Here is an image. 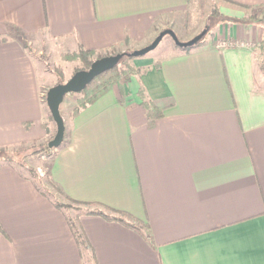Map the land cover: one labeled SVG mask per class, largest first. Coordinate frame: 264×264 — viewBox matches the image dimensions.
<instances>
[{"label":"crops","instance_id":"1","mask_svg":"<svg viewBox=\"0 0 264 264\" xmlns=\"http://www.w3.org/2000/svg\"><path fill=\"white\" fill-rule=\"evenodd\" d=\"M187 4L0 0V146L42 141L52 128L32 38L68 50L146 45L155 23ZM214 4L237 20L189 48L160 41L135 59L143 70L127 84L63 116L52 150L49 173L65 196L124 211L150 240L99 215L68 214L95 259L83 257L67 213L0 160V264H264V81L253 48L263 30L240 20L264 0ZM140 88L162 111L152 123Z\"/></svg>","mask_w":264,"mask_h":264},{"label":"rangeland","instance_id":"2","mask_svg":"<svg viewBox=\"0 0 264 264\" xmlns=\"http://www.w3.org/2000/svg\"><path fill=\"white\" fill-rule=\"evenodd\" d=\"M214 5V0H189L187 4V8L185 11H187V14L181 13L180 15H177V17H174L172 21L166 20L164 22V25H159V22L155 23L156 30H154L155 35L156 33L165 28V27H171L177 37L182 40L186 41L190 39L192 36L197 34L199 31H201L204 27L207 26V33L204 35V37L208 36L209 31H213L215 28L214 22L221 19V17L216 16L212 17L210 14L212 13L211 10ZM251 16V17H250ZM244 19H247L245 22L247 24L251 23V19L253 21H256L258 27L261 28V31L263 30V23H264V6L259 7L257 9L250 10L247 15H245ZM261 21V22H260ZM214 28V29H213ZM190 35V36H189ZM204 37L200 40H204ZM36 37L32 38L31 42H29L27 47L33 54V57L36 59V64L39 67V70H42V82H43V88H44V94L46 90L55 84L58 81H65L67 78H69L74 71L77 69H81L86 67L83 58L78 57L79 55V49L74 50H68L63 47H57V45H52L48 43H43V39L39 40L36 39ZM154 38V37H153ZM151 38V40L153 39ZM207 38V37H206ZM151 40H149L147 43H149ZM199 41V42H200ZM166 43H173L172 38L169 35H165L160 44H166ZM142 45H131V46H119V47H110L114 50L107 48L101 51H98L95 55L92 57H88L91 60L96 58L98 54H114L115 52H122V51H132L134 49L140 48L144 46ZM178 48H182L180 46H177ZM261 47V41L256 42L255 46L253 47L254 50L257 51V69L259 74V83H263L264 81V71L262 70V52L264 51ZM153 52V51H152ZM144 56V55H142ZM140 57V56H138ZM138 57H132L127 59L126 62L130 65L133 64L136 58ZM118 67L114 72H119L117 76H114V73L110 70H107L99 75H97L85 88V92H74L66 94L63 102L60 106V111L62 113V117L64 116L67 118L71 113L75 111V107L77 106V103L79 99H83L86 95H90L91 92L98 91L100 92L104 87H110L113 85L116 86H122L127 84L128 79H126L124 72L122 71V64H118ZM58 71L61 72V77L57 75ZM132 76V75H130ZM129 76V77H130ZM59 77V78H58ZM84 90V89H83ZM48 121L50 122L52 128L49 132V135L46 137V139L42 141H35L34 144H22V145H16L8 150H14L15 152H11L13 162L19 163L17 166L19 169L23 172H25L27 175H30L28 172V168H33L35 172V178L36 180L40 181L42 183V186L49 189L51 192L54 193L53 190H55L54 187L50 188L47 186L48 183V170L50 166L51 161V155L53 149H48L47 151L39 150L41 147V144L46 143L54 134L55 132V123L52 120V117L50 116L49 111H47V115L45 116ZM49 184V183H48ZM56 191V190H55ZM54 195L57 197V199L66 204L67 206L64 208L65 212L67 214H75L76 212L83 211L86 209H100L101 206L97 205H81L75 202L70 201L68 198H65L62 194L57 193V191L54 193Z\"/></svg>","mask_w":264,"mask_h":264},{"label":"trees","instance_id":"3","mask_svg":"<svg viewBox=\"0 0 264 264\" xmlns=\"http://www.w3.org/2000/svg\"><path fill=\"white\" fill-rule=\"evenodd\" d=\"M189 0H187V3H188ZM211 16L212 17H216V16H219L221 17V19H219L218 21L214 22L213 24L217 25L218 23H221V22H225L228 20L230 21H236L237 18H233V17H224L221 12L219 11L217 5H213V8L211 10ZM188 12L185 11L184 14H187ZM251 17V16H250ZM241 21H246L247 19H244V17L240 18ZM250 21H253L252 19ZM261 22V21H260ZM211 33V31L208 32V34ZM204 37V36H203ZM127 41V38L125 37L124 41L123 42H126ZM113 47V46H112ZM263 50H264V23H263V38H262V41H261V47ZM79 51V56L80 58H83L85 64L87 65L86 67L84 68H88V66L90 65L91 63V59L88 58V57H92L93 55H95L98 51L96 50H92V49H84L82 47H79L78 48ZM112 50H114L113 48H110ZM120 52V51H119ZM123 52V51H122ZM126 52H129V51H126ZM117 53V52H115ZM264 54V51L262 52V55ZM103 55H106V53H103V54H98L96 57H100V56H103ZM126 58L129 59V58H132V57H129V56H122L121 59L119 60V62L117 63L118 64H122L123 68H122V71L124 72L125 74V77L126 79L129 78L130 75H134V74H137L139 73L141 70V68L139 67H136L135 65H130L129 63L126 62ZM262 60V70L264 71V58H261ZM115 66L114 68L111 69V71L114 73V76L116 77L117 74L120 72H114V70H116V68L118 66ZM78 70V69H77ZM140 70V71H139ZM57 75L59 77H61V72L58 71ZM58 77V78H59ZM58 82H63V81H58ZM56 82V83H58ZM107 88V85L106 87H104L102 90L106 89ZM86 90H82V92H85ZM98 91H94V92H91L90 95H86L83 99H79L78 103H77V106L75 107V111H77L78 109L84 107L88 102H90L96 95H97ZM138 94L141 98V103L143 104V106L145 107L146 109V115L148 117V121L149 123H152L156 118L162 116V111L150 100L148 99L144 92H143V89L140 88L138 90ZM43 99L45 101V97L43 96ZM61 106V105H60ZM61 113V111H60ZM62 115V113H61ZM51 116V115H50ZM35 143V142H34ZM33 143V144H34ZM22 145V144H21ZM14 146H0V160L1 161H4V162H7V163H10V164H14V165H17L19 163H14L13 162V158H12V154H10L11 152H15L14 150H8L10 148H12ZM40 149L39 150H42V151H47L48 149H53V148H49L47 146V142L44 143V144H41L40 145ZM28 172L30 175H27L28 178L34 183L35 187L46 197L49 198V200H51V202L58 208L60 209L61 211L65 212L64 208L67 206L66 204L60 202L57 197L54 195L53 192H51L49 189L45 188L42 186V183L38 180H36V176H35V172H34V169L33 168H28ZM48 177H49V181L48 183L53 186L55 188V190L62 194L65 198H68L70 201L72 202H75V203H78V204H81V205H87L88 203H85V202H81V201H77V200H73L67 196H65V194L63 193L62 189L55 183L53 182L51 176H50V173H49V170H48V173H47ZM102 208L100 209H86V210H83V211H79V212H76V215L77 214H80V213H87V214H95V215H99L101 217H103L104 219L106 220H109V221H117V222H120L130 228H133L135 230H137L146 240H150V236H149V230H148V226L146 225L145 226V229H143L142 227H138L136 225H134L133 223L129 222V221H126L125 218H128V214L125 213L124 211H120V210H116V209H113V208H110L108 206H104V205H101ZM66 214V212H65ZM67 218H68V222H69V225L71 227V230H72V233H73V236L76 240V242L78 243L79 247L81 248V251H82V255L83 257L87 258V259H95L94 258V254H93V251L89 245V243L87 242V240L85 239L84 235H83V232L79 229V227H77V225L74 223V221L68 216L67 214Z\"/></svg>","mask_w":264,"mask_h":264},{"label":"water","instance_id":"4","mask_svg":"<svg viewBox=\"0 0 264 264\" xmlns=\"http://www.w3.org/2000/svg\"><path fill=\"white\" fill-rule=\"evenodd\" d=\"M207 33V26L186 41L180 40L172 28L161 29L155 37L146 45L134 49L132 51L117 52L114 54H106L94 58L88 68H81L72 73V75L63 82H58L50 86L45 92V103L50 112L52 120L55 123V132L47 141L49 148L58 147L65 132L64 119L60 113V105L66 94L80 92L99 74L114 68L122 56L138 57L145 55L153 50L165 35H169L175 45L182 48H189L197 44Z\"/></svg>","mask_w":264,"mask_h":264},{"label":"built area","instance_id":"5","mask_svg":"<svg viewBox=\"0 0 264 264\" xmlns=\"http://www.w3.org/2000/svg\"><path fill=\"white\" fill-rule=\"evenodd\" d=\"M223 44V43H222Z\"/></svg>","mask_w":264,"mask_h":264}]
</instances>
